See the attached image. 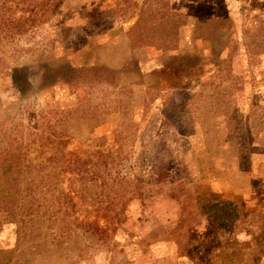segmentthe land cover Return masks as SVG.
Here are the masks:
<instances>
[{"label": "rangeland", "instance_id": "1", "mask_svg": "<svg viewBox=\"0 0 264 264\" xmlns=\"http://www.w3.org/2000/svg\"><path fill=\"white\" fill-rule=\"evenodd\" d=\"M37 7L0 36V191L26 146L69 224L19 254L5 205L0 264H264V0Z\"/></svg>", "mask_w": 264, "mask_h": 264}, {"label": "trees", "instance_id": "2", "mask_svg": "<svg viewBox=\"0 0 264 264\" xmlns=\"http://www.w3.org/2000/svg\"><path fill=\"white\" fill-rule=\"evenodd\" d=\"M10 1L13 0H3L2 5L6 6V2ZM51 1L54 0H20V3L26 6L22 13L17 12L16 4L15 8L12 7L15 11H8L7 8L3 9L2 7L3 11L0 13V36L11 38L12 35L18 36L31 30H39L40 26L47 20V17L44 16L45 12H43L41 7L38 8L37 5L48 4ZM7 7L10 8L11 6ZM12 20L14 22L10 25ZM24 69L21 68L20 71ZM103 69L101 66H90L82 72L92 73V78L95 79L97 71L101 72ZM105 78L108 77L106 76ZM20 146H15L17 153L15 167L21 165V163H26L29 168L24 171L15 168V188L7 185V180L11 181L13 179L12 175L8 173L2 180L4 189L1 188L0 191V228L6 219L5 216H2L4 207L10 204L15 214V247L19 249V254L22 253L20 252L21 250L33 249L32 240L35 239H39L37 240L38 243L40 245L41 243L44 244L43 246L54 245L62 233L60 228L69 224L61 216L68 207L63 205L64 200L61 192L50 198L52 193L49 194V190L45 185H39L40 181H45V170L41 166L36 165L32 150L29 153L21 152V149H27L28 147L22 146L21 148ZM12 196L15 197L14 201ZM91 205L92 203H89V206ZM84 212L85 214L77 220L84 221L87 230L92 232L94 231L93 228H96L97 222L89 218L90 210L86 209ZM75 216H77V212ZM54 223L58 224V229H53ZM18 260L22 261L23 259L20 257L18 259L17 257ZM8 262L4 261L2 264H8Z\"/></svg>", "mask_w": 264, "mask_h": 264}]
</instances>
